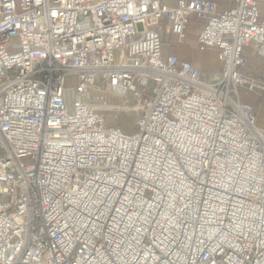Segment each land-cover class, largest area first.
Instances as JSON below:
<instances>
[{
  "label": "built area",
  "instance_id": "built-area-1",
  "mask_svg": "<svg viewBox=\"0 0 264 264\" xmlns=\"http://www.w3.org/2000/svg\"><path fill=\"white\" fill-rule=\"evenodd\" d=\"M192 18L216 74L164 54ZM250 47L257 0H0V264H264ZM119 89L131 134L105 121Z\"/></svg>",
  "mask_w": 264,
  "mask_h": 264
},
{
  "label": "crops",
  "instance_id": "crops-1",
  "mask_svg": "<svg viewBox=\"0 0 264 264\" xmlns=\"http://www.w3.org/2000/svg\"><path fill=\"white\" fill-rule=\"evenodd\" d=\"M177 0H164L167 4H174ZM212 1L219 5L221 10L228 9L233 0H202ZM262 15L264 16V0H257ZM204 22L192 18L186 30V39L180 41L175 35L165 37L164 54L166 56H176L180 60L191 63L194 67L201 70L204 74H216L220 71V65L216 59L214 50L200 52L198 49L197 36L203 29ZM246 56L250 61V68L246 71L254 80L260 84H264V60L260 59L254 48L250 47L246 50ZM217 78V77H214ZM207 81L206 79H204ZM241 100L244 104L252 108L257 124L264 129V92L257 93L243 92Z\"/></svg>",
  "mask_w": 264,
  "mask_h": 264
},
{
  "label": "rangeland",
  "instance_id": "rangeland-1",
  "mask_svg": "<svg viewBox=\"0 0 264 264\" xmlns=\"http://www.w3.org/2000/svg\"><path fill=\"white\" fill-rule=\"evenodd\" d=\"M118 93L121 96L117 95ZM105 97L110 103L109 110L105 112L106 124L108 126L119 127L127 134L133 133L140 111L138 110L132 92L126 89H119L105 93Z\"/></svg>",
  "mask_w": 264,
  "mask_h": 264
},
{
  "label": "bare ground",
  "instance_id": "bare-ground-1",
  "mask_svg": "<svg viewBox=\"0 0 264 264\" xmlns=\"http://www.w3.org/2000/svg\"><path fill=\"white\" fill-rule=\"evenodd\" d=\"M117 95L121 96V94H119V93ZM138 110H139V108H138Z\"/></svg>",
  "mask_w": 264,
  "mask_h": 264
}]
</instances>
